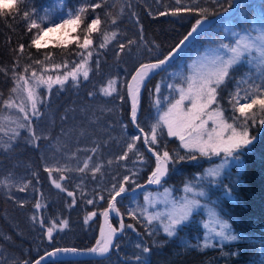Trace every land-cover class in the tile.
<instances>
[{
    "label": "trees",
    "instance_id": "1",
    "mask_svg": "<svg viewBox=\"0 0 264 264\" xmlns=\"http://www.w3.org/2000/svg\"><path fill=\"white\" fill-rule=\"evenodd\" d=\"M78 1L85 7L90 3L102 2L103 7L96 9L95 12L89 7L82 14L81 23L76 31V40L66 46L53 44L39 49L34 45L30 47L36 30L27 31V24L17 15L0 17V67L9 69L7 74L0 72V93L3 94L0 98V110H3L0 115L5 117L12 112V108L6 109L2 101L9 98L10 90L15 87L11 68L17 56L14 49L19 44L23 43L25 50L19 56V67L15 71L28 77L29 86L35 88V81L30 79L31 71L34 69L38 75L45 72L46 67L50 65H67L74 68L81 61L79 53L83 51L80 50V44L87 35L93 42L90 48L92 57L87 64L89 76L83 80V86L79 87L77 94L81 93L82 87L84 91L86 86L94 83L99 97L118 100L122 122L127 125L129 133L138 135L139 132L130 120L131 106L127 96V83L130 77L141 63L163 58V55L187 35L198 18L195 13L182 12L173 15L172 10L180 5L198 4L208 10V18H213L229 11L234 5V0H180L179 5L177 0ZM105 13H111V16H105ZM96 15L101 19L99 30L89 34L86 31L87 25ZM112 18L116 19L115 25L110 23ZM258 24H264V0H238L237 7L231 15L220 17L196 35L166 69L147 83L141 97L137 119L140 128L150 136L151 125L157 122L173 98V88L168 87L175 84L174 76L171 75L173 70L187 72L190 61L216 40L222 41L226 36L223 41L232 45L240 35ZM112 32L117 33L116 38L110 39L106 46L101 48L100 44L105 43L104 34L110 35ZM129 40L136 43L128 46ZM121 44L125 45L123 52L120 51ZM46 54H50L49 60H45ZM35 60L44 61L43 66L34 64ZM26 65H32L27 73L24 72ZM248 67L245 61L240 62L234 67L231 75L238 80L239 74L247 71ZM109 81H115L112 85L116 89L112 93L113 96L105 95L103 92ZM157 84L160 85L159 94L155 93ZM238 84V81L229 79L227 86H222L223 90L218 89L219 103L227 110L226 118L232 115L229 101L231 94L240 87ZM35 90L42 102L37 105L39 115L32 117L33 124L47 107L48 98L45 85L41 84ZM19 96L21 94H12V99L20 101ZM157 96L162 101L159 108L155 104ZM212 107L215 108L216 105ZM228 122L231 123V120ZM160 131L161 129H158V133ZM162 131L163 135H158L156 150L161 151L159 142H162L167 145V150L174 159L178 156L185 157L177 163L169 162L168 175L160 182L162 187L169 188L176 200H181L185 196L194 198L193 193L185 191L186 185L197 191H205V196L195 198L216 205L223 219L228 220L235 232L243 235V240H214L210 242L214 246L207 249L191 248L192 245L202 244L204 241V223L207 220L204 209L193 212L189 220L179 227L177 236L168 237L156 227L158 222L149 224L147 219L134 218L128 214L126 202L133 197L132 194L124 195L117 200V207L125 217V229L115 243L119 247L114 246L109 256L98 259L50 260L44 264H139L134 259L135 256L141 255L137 245L153 250L151 253L143 254L148 257L150 264H264V248L261 244V239L264 238V126H253L251 134L257 136L254 148L244 153L240 164H229L218 178L208 176L207 172L222 162V155H203L197 149H186L177 137L168 136L163 126ZM28 133L30 132L24 128L16 140L11 141L13 147L10 150L0 147V169L13 165L17 158H23L29 164L31 179L36 185L32 199L18 201L6 193L0 184V264H22L25 260L32 262L56 247L91 248L99 239L101 216L108 206L112 193H106L103 189L96 190L98 204H89L83 196H78L73 181L67 174V179L60 184V188H57L42 161L40 154L42 141L28 140L29 138H25ZM140 137L142 155L129 156V160L146 167L138 182L142 184L153 171L155 160L145 149L142 136ZM3 141L8 139L5 138ZM189 155H194L196 159H187ZM140 184L129 181L124 186L128 191ZM227 187L233 189L231 197L225 194ZM146 189H151V186L135 194L142 199ZM69 192L73 195L69 196ZM73 200L75 204L72 203ZM37 202L41 204L39 209L34 207ZM93 212H98V215L89 220V215ZM33 215L37 217L36 221L32 220ZM40 218L44 220L43 225L39 223ZM53 220L56 228L52 234L53 238L49 239L47 228L52 226ZM65 220L68 222L66 227L63 226ZM113 222L119 225L117 219L114 218ZM128 225L133 227H127ZM236 251H239V256L232 255Z\"/></svg>",
    "mask_w": 264,
    "mask_h": 264
},
{
    "label": "snow or ice",
    "instance_id": "2",
    "mask_svg": "<svg viewBox=\"0 0 264 264\" xmlns=\"http://www.w3.org/2000/svg\"><path fill=\"white\" fill-rule=\"evenodd\" d=\"M25 0H0V17L11 15L15 13L16 15H21L24 22L27 24V31L31 32L33 29L36 30L34 37L31 40L30 47L35 46L37 49L43 47L42 44L43 37L50 32L56 31V29L67 26L69 24L79 25L81 23V16L87 11L90 7L93 12L96 9L102 8L103 3H90L87 7L81 6L78 9L73 11H68L62 13L59 16L51 12V10H45L43 8L37 9L32 7L30 10H24L22 13L19 8L20 3H24ZM27 3H31V0H27ZM63 3V0H61ZM177 4H180V0H177ZM231 6V5H229ZM27 7V4H26ZM44 11V15L41 16L40 12ZM195 13L198 15V18L195 19V23L191 26V30L183 37V39L177 44L174 48L163 55V58H156L154 62L151 63H141L138 68L135 69V74L132 76V84L128 85L129 93L132 96V110L131 118L133 121L137 119V111L139 106V96L141 88L146 87V80L149 75L154 70H159L175 57V55L180 50L181 46L189 40L193 34L197 33L208 20L206 8L200 7L198 4L193 6H183L180 5L172 10L173 15L180 13ZM165 15V13H161ZM105 16L110 17L111 13H105ZM67 17V18H65ZM112 25L116 24V19L112 18L110 20ZM101 24V19L99 15H96L95 18L91 19L90 23L87 25V33H93L99 30ZM47 25V26H44ZM117 36L116 32H112L110 35L104 34L105 43H101L100 47L104 48L106 43L110 39H115ZM142 38V37H141ZM136 43L134 40L128 41V46ZM92 44V41L85 36L82 44H80L81 49H88ZM120 51H124L125 45L121 44ZM222 48L227 49L229 55L225 58L224 55L216 54L210 58V60L197 62L193 61L190 74L183 77L184 84H170L169 88L178 89L179 99L175 100L174 103H169L167 109L163 111V114L159 116L157 122L150 127V136L145 133L143 140L146 144L149 145V151H151L155 156L156 168L152 171L149 181L151 183L159 184L161 179L168 175V165L169 162L177 163L185 159L184 156H178L177 159L173 158V155L167 150V145L159 142V147L161 151L156 150L158 144V135H163L162 126L167 127L168 136H178L180 141L183 143L184 148H197L200 153L203 155H215L223 156L222 162L213 169H209L207 175L210 177L218 178L220 177L226 166L229 164L235 163L240 164L243 158V155L246 151H250L254 148V144L257 140V136L252 135L253 126L259 125L264 126V31L256 35L251 33L240 36L234 43V45L224 44L221 45ZM25 45L23 43L19 44L14 51L17 53L16 62L12 65L11 72L13 79L15 81V87L10 90V95L7 100H3V104L6 106V109L15 108L18 109L20 113L23 114L24 123H16V129L27 128L31 132V137L33 142L40 139L36 135L34 128H32L30 120L31 117L39 115V110L37 105L42 102L41 97L36 93L35 88H38L41 84L47 85L49 91L52 88L53 84L64 85L65 81L69 77L77 79L78 74L82 73L85 79L89 76V69L87 67L88 58L92 57V52H87V58L84 57V54L81 52L80 63L76 64L72 71L66 72L63 77L56 76L53 79L51 76L45 78L44 75H37V72L33 69L31 71L30 79L35 81V88L29 86V78L23 75L18 74L15 69L19 67V56L24 53ZM247 54V59L249 63H255L257 69L256 79L260 83L253 82L250 84L249 80L252 79L251 76L247 78H242L240 83L248 84V87L244 89V95L241 96V89L238 87L234 94H231L230 104L232 107V115L225 117L226 109H223L218 100V89L223 90V87L227 86V80L231 79V72L234 71V66H236L242 59L245 58ZM31 58V57H29ZM50 59V54L45 55V60ZM34 64L43 66L44 61L35 60ZM54 68H60L62 65H53ZM32 68V65H26L24 67V72L27 73L29 69ZM0 72L7 74L9 69L5 67H0ZM115 81H109L108 87L103 88L105 95H111L116 91L112 85ZM223 86V87H222ZM26 93V100L31 103V112H29L25 107V101L21 100L17 103L12 99V94H22ZM155 93H160V85L155 86ZM91 95V93H90ZM3 94L0 93V98ZM189 101L191 107L185 113L182 109V105L185 101ZM245 101L241 103L240 101ZM156 106L159 108L162 104L159 96L155 100ZM216 105L215 108L212 106ZM4 109V110H6ZM211 109V111H209ZM3 110H0L2 112ZM238 113V115H237ZM207 117L204 119L203 117ZM259 117V118H258ZM10 118L0 115V132H4L3 122L9 120ZM231 120V123L228 121ZM199 121V123H197ZM212 121L213 127L211 131L208 130V122ZM139 128L141 133H144V129L140 128L139 124L136 125ZM13 129V134L8 137V141H3L0 139V147L10 150L13 145L11 141L15 140L19 135V132ZM158 129L161 131L158 133ZM188 133V139L185 138V132ZM195 133V135H193ZM227 134V135H226ZM141 139L140 136L132 137V143L127 145V150L121 159H126L128 152H132L136 149V142ZM93 152L96 149H92ZM93 157L88 156L84 161V166L79 168L78 171L84 172L85 169L89 168V162L92 161ZM187 159L195 160L194 155H189ZM109 163H111L109 161ZM49 173L53 172L54 169L49 167L46 169ZM56 172H60L61 169L56 168ZM94 172L100 171V166L96 165L93 168ZM11 175V174H10ZM64 179V177H60ZM130 178L128 176L124 177V182L119 185V188L116 189V186H113V192L110 193V199L108 201V207L104 210V216L108 217L110 212H116L119 214L120 209L116 207L117 197L121 196L122 193L126 191L124 184L129 182ZM57 188H60L61 185L57 183L56 180L52 181ZM8 178L0 181V184H8ZM21 191L24 189L21 188ZM66 191V189H64ZM186 192H191L194 194V198L189 199L187 196L184 197L183 202L179 205V208L168 214L167 223L164 220H160V223L163 224V231L167 234L168 237H175L178 235V230L181 225L184 224L193 214L194 210L201 205V200L195 197H203L206 195V192L203 190L197 191L195 188L186 185ZM233 189L227 187L225 194L228 197H231ZM69 196H72L73 193L69 192ZM103 199V197H101ZM75 204V200L72 202ZM89 204L92 203L91 200L88 201ZM34 207L36 209L41 208V204L37 202ZM210 222L215 226L210 229V232L205 235L204 241L202 244L192 245L191 248L194 249H207L212 245L210 242L214 240L215 236L221 238V240L226 241H238L243 240V235L235 232L232 229L231 224L228 220L223 219L220 212L217 211V207L212 205L211 202L208 204ZM143 214V213H142ZM141 214V215H142ZM90 215L95 216L96 213L93 212ZM129 215L134 218H138L135 212L129 211ZM158 219V216L150 215L147 217V222L150 224L152 220ZM32 220L36 221L37 217L32 216ZM41 225L44 224L43 218L39 219ZM68 224L67 220L63 221V226L66 227ZM123 221L121 220L120 228H124ZM127 227H133V225H128ZM56 228V223L53 220L52 226L47 228V236L49 239H52L53 231ZM218 229V230H217ZM117 229L109 228L108 232L105 234L101 230L102 240H97L96 246L88 248L85 250L77 248H54L51 252H46L44 256H41L39 259L34 261V264H42L46 257L51 258L59 256L61 253H77L80 251H87L90 253H97L104 255L109 253L113 247V240L115 238ZM151 234V233H150ZM262 248H264V238L261 239ZM117 248L119 245H115ZM141 255L134 257L139 264H150L149 259L146 253H151L153 250L149 247H141ZM187 247V245H185ZM239 251L232 253L234 256H239ZM22 264H33L28 260L22 262Z\"/></svg>",
    "mask_w": 264,
    "mask_h": 264
},
{
    "label": "rangeland",
    "instance_id": "3",
    "mask_svg": "<svg viewBox=\"0 0 264 264\" xmlns=\"http://www.w3.org/2000/svg\"><path fill=\"white\" fill-rule=\"evenodd\" d=\"M81 6L82 4H80L78 0H63V3H61V0H31V3H27V0H25L24 3L19 4L21 13L24 10H30L32 7H36L37 9H50L51 12L57 16L68 11L75 12V10ZM11 15L16 14L12 13ZM40 15L43 16L44 11H41ZM17 16L23 20L21 15ZM79 25L69 24L56 29L54 32L48 33L43 37L42 44L44 46L53 44L62 46L68 45L76 40V31ZM261 31H264V24L255 25L250 31L242 35L248 33L256 35ZM225 38L226 36L223 40H225ZM223 40H216L211 46H208L203 52L191 60L187 72L173 70L171 75L174 76L173 80L175 84H184L185 87L187 86L183 77L190 74L193 61L199 63L210 60V58L216 54L224 55L225 58H227L229 53L227 49L222 48L221 45L228 43ZM91 45L88 49L80 48L85 58H87V52L90 51ZM232 45H234V43ZM243 61H245V64L248 63V70L243 73L241 72L238 80L231 75V79L239 83L238 86H240L239 88L241 89V96L244 95V89L248 87V84L240 83L242 78L251 76L252 79L249 80L250 84L253 80L255 83H260V81L256 79L258 73L255 63L248 62L247 54L240 62ZM45 70V72L38 75H44L45 78L51 76L55 79L56 76L63 77L66 72L72 71L73 68H69L67 65L54 68L53 65H50L47 66ZM80 77H82V80H80ZM84 79L83 74L79 73L77 79L69 77L63 86L53 84L50 91L47 85H45L46 94L48 96L47 107L43 110L41 116L35 119L34 124L31 117L30 123L36 135L40 137L39 140L42 141L40 154L45 168L51 167L54 169L53 172L49 173L51 181L56 180L57 183L62 184L67 179V174L73 181L78 196H83L87 202L91 200V204H98V195L95 193L96 190L103 189L106 193L113 192V186H116L117 189V187L124 182L125 176L130 178L129 181L138 185L140 184L138 182L146 167L141 163H133L129 160V156L142 155L140 140L136 142V149L132 152H128L126 159H121L124 153L128 151L127 145L132 143V137L140 136V134L133 135L129 133L127 125L123 123L120 118V103L118 100L116 98L109 99L107 97H99L96 94V86L94 83L91 82L86 86L87 88L84 91L82 87L81 93L77 94L79 87L83 86ZM172 94L173 98L170 100V103H174L175 100L179 99L178 89L173 88ZM111 96H113V94H111ZM169 97L171 98V96ZM19 100H24L26 109L31 112V103L26 100V93H22L21 96H19ZM20 101H17V103ZM240 102L244 103L245 101L241 100ZM167 106L164 111L167 109ZM190 107L191 104L187 100L182 105V109L185 113ZM11 111V114L5 116L10 119L3 122L5 131L0 132V139L2 140L5 138L8 139V137L13 134V129H16L15 122H25L23 120V114L20 113L18 109L12 108ZM162 114L163 111L161 115ZM203 118L207 119L206 116ZM197 123H199V121H197ZM163 127L167 131V127ZM212 127V121H209L208 130L211 131ZM23 129L24 128H19L16 129V131L20 133ZM193 135H195V133H193ZM170 137H177L179 139L178 136ZM25 138L32 140L31 132L25 135ZM185 138L188 139L187 131L185 132ZM20 146H23V144H20ZM94 148L96 149L95 152L92 151ZM88 156L93 157L92 161L89 162V168L85 169L84 172L78 171L79 168L84 166V161ZM17 159L18 160H14L13 165L0 169V181L8 178L9 183L6 185L2 184L4 191L12 195L18 201H28L34 197L36 185L31 179L29 164L23 158ZM109 161L111 163H109ZM96 165L100 166L99 172L93 171ZM227 167L228 166H226V168ZM56 168L61 169V171L56 172ZM61 176L64 177V179H60ZM21 188L24 190L21 191ZM183 199L176 200L171 190L167 187H162L161 183H159L155 186H151V189L144 190L142 199L134 194L126 204L128 214L129 211H132L137 214V217L143 219H147L150 215L158 216V219L152 220L151 222H158L156 227L163 231V224L160 223V220H164V222L167 223L168 214L178 209ZM208 204L209 203L201 201V205L194 210L195 212L199 209H204L206 212L207 220L204 223L205 235L215 226L210 222L211 218ZM96 215H98V212ZM95 216L89 215V220H92ZM100 240H102V238ZM214 240H221V238L215 236Z\"/></svg>",
    "mask_w": 264,
    "mask_h": 264
},
{
    "label": "water",
    "instance_id": "4",
    "mask_svg": "<svg viewBox=\"0 0 264 264\" xmlns=\"http://www.w3.org/2000/svg\"><path fill=\"white\" fill-rule=\"evenodd\" d=\"M237 1H238V0H234V5H233V7H232L229 11L223 12V13H221V14H219V15L213 17V18H208V20L206 21V23L204 24V26H203V27H202L197 33L193 34V36L190 37L189 40L186 41L184 45L181 46L180 50H179L178 53L175 55V57L170 61V63H172V61L175 60V59L179 56V54H180L181 51L187 46V44H188V43H189V42H190V41H191L196 35H198L203 29H205V28H207L208 26H210L212 23H214V22H215L217 19H219L220 17L231 15V14L235 11V9H236V7H237ZM154 61H155V60H153V61H149V62H144V63H151V62H154ZM170 63L166 64L165 66H163V67H162L161 69H159V70H154V71L149 75V77L147 78V80H146V85H147V83H148V82H149L154 76H156L157 74H159L160 72H162L164 69H166V68L169 66ZM138 67H139V66H138ZM138 67H137V68H138ZM134 74H135V71H134L133 75H134ZM133 75H132V76H133ZM132 76L130 77V79H129L128 83H127V96H128L129 102H130L131 110H132V96H131V94L129 93L128 85L133 83V82H132V79H131ZM144 90H145V87H144V88H141V90H140L139 106H138V111H137V119H138V116H139L140 101H141V97H142V95H143ZM137 119H136V121H133V120H132V118H131V111H130V120H131V122H132L134 128H135V129L141 134V136H142V143H143L145 149H146V150L148 151V153H149L150 155H152V156L154 157V159H155L154 154H153L151 151H149V145L146 144V143L144 142V140H143V136H144V134H145L146 132L144 131V133H141L140 130H139V128L136 127V125H137ZM155 168H156V161H155V167H154L153 171L155 170ZM151 173H152V172H151ZM150 176H151V174L149 175V177H150ZM163 178H164V177H163ZM163 178H162V179H163ZM162 179H161V180H162ZM154 184H156V183H151V182L149 181V178H148L147 181L144 182L143 184H141L139 187H136L135 189L130 190V191H126V192L122 193L121 196H124V195H128V194H132V193L138 192L139 190L145 188L146 186H150V185H154ZM121 196H119V197H121ZM119 197H117V199H118ZM113 216L118 217L119 220H120V224H121V220L123 221V218H122V216H121V213L119 212V214H117L116 212L113 211V212H110V214L108 215V217H105L104 214H103L102 219H101V224H100V230H99V234H100V236H101V230H103V231L105 232V234H106V233L108 232L109 228H115V229H117V231H116V235H115V238H114V240H113V247L111 248V250L109 251V253H106V254H104V255H100V254H97V253H90V252H87V251H80V252H77V253H61L59 256H55V257H51V258L46 257L45 260L42 262V264H44V263H46V262H48V261H50V260H83V259H98V258H105V257L109 256V255L111 254V252H112L114 246H115V243H116L117 239H118L119 237L122 236L123 231H124V228L121 230L120 226L117 227V226L113 223V221H112V217H113ZM123 224H124V221H123ZM95 246H96V245H95ZM92 247H94V246H92ZM92 247H91V248H92ZM56 248H76V247L64 246V247H56ZM53 249H54V248H53ZM53 249H51V250H49V251H47V252H51V251H53ZM77 249H80V248H77ZM81 250H85V249H81ZM44 255H45V253L42 254L41 256H44ZM41 256H39V257H37L36 259H34V260L32 261L33 264H34V261L37 260V259H39Z\"/></svg>",
    "mask_w": 264,
    "mask_h": 264
}]
</instances>
